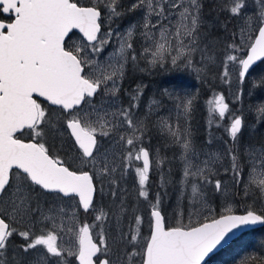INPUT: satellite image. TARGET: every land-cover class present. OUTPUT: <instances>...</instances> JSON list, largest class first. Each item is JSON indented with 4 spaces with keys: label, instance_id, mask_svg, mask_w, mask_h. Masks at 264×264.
<instances>
[{
    "label": "rangeland",
    "instance_id": "1",
    "mask_svg": "<svg viewBox=\"0 0 264 264\" xmlns=\"http://www.w3.org/2000/svg\"><path fill=\"white\" fill-rule=\"evenodd\" d=\"M76 1L102 10L95 41L76 30L66 43L98 90L71 110L42 100L38 107L42 134L61 146L76 169L90 173L95 196L85 209L77 194L46 190L26 173L14 172L0 198L10 222L0 264H79L85 223L100 245L98 261L105 256L109 264H142L153 207L181 226L230 211L264 214V110L256 107L264 102V85L255 88L264 79V60L241 77V61L264 21V0H225L234 33L226 48L215 43L217 51L198 49L207 44L198 23L213 17L226 29L217 12L199 16L200 0ZM134 43L140 59L129 72ZM170 66L188 67L206 83L208 93L202 98L200 91L194 114L193 88L162 81L173 79L170 69L164 71ZM153 75L154 91L145 88L154 85ZM70 118L97 134L92 155L70 140ZM144 147L149 169L141 158ZM255 233L239 236L206 264H264V227Z\"/></svg>",
    "mask_w": 264,
    "mask_h": 264
},
{
    "label": "water",
    "instance_id": "2",
    "mask_svg": "<svg viewBox=\"0 0 264 264\" xmlns=\"http://www.w3.org/2000/svg\"><path fill=\"white\" fill-rule=\"evenodd\" d=\"M0 4L4 11L13 8L19 12L13 21L0 19V194L12 169L18 168L46 190L77 194L88 209L95 194L90 173L56 160L38 140L14 134L35 125L39 116L36 97L68 110L98 90V84L84 75L81 60L64 47V41L73 30L95 41L102 11L93 4L71 0H0ZM263 59L264 21L241 61V77ZM241 124L242 118L237 117L236 129ZM67 125L84 154L92 155L97 134L80 119L70 118ZM141 158L149 169L147 147L142 148ZM151 214L142 264H203L243 230L264 224V215L253 209L225 212L192 226L166 225L160 207H153ZM7 228L8 221L0 214V243ZM99 251L100 245L85 223L76 259L79 264H109L105 256L97 260Z\"/></svg>",
    "mask_w": 264,
    "mask_h": 264
},
{
    "label": "trees",
    "instance_id": "3",
    "mask_svg": "<svg viewBox=\"0 0 264 264\" xmlns=\"http://www.w3.org/2000/svg\"><path fill=\"white\" fill-rule=\"evenodd\" d=\"M227 5L228 4L225 0H200L199 16L201 15L202 18H207V17L211 18V16H213L214 13L217 12L223 18L222 19V21H224L223 25L226 26V29H225V31L222 32L220 29L219 22L216 21L215 19H213V17L209 21L206 20V22L198 23V26H199L198 30L202 34L203 40L206 39V41H207L206 45H204V43H202L201 46L198 47V49L201 50V48L204 46L205 48H210V49H213V51H217V48L215 49V43H217V42H220V44H221L220 47H222V48H226L228 46L229 41L232 38L231 35H232V33H234V30H232L234 27L233 26L234 18L229 17L230 11L227 8ZM216 6H218V7H216ZM212 11H214V12L210 15V13ZM231 19H233L232 25H230L228 23ZM207 29H209V30L211 29L210 32H207ZM224 32H229L228 35H230V37L226 38L225 37L226 33L223 34V36H222V33H224ZM215 38L217 40H215ZM135 44L136 43H134V46H133L134 48L130 51V53L132 52L133 54L131 55L130 61H129V69L131 67L129 72L132 70V67L134 66L133 61H135L136 58L140 59V58H138V53H136V51H134L136 49ZM263 60H261L260 62H262ZM136 63H137V66H136L137 71L141 73L140 67H141L142 62L137 61ZM166 69L171 70L172 73H170L169 75L171 77H173V79L162 80L166 85L167 84H174L176 87H182V88L183 87H192L193 88V90L191 92L194 96V105H193V110H192L193 114H194L195 110H197V108H198V105H200L201 92H203L202 98H203V96H206L208 93L206 83L202 79L196 80L195 76H191V73H190V70L188 67L170 66L169 68H164V71H166ZM159 75L162 77V74H159ZM164 75L167 76V74H164ZM190 76L193 78L192 81H189ZM129 77H130V75L128 73V76L126 79L127 81H129V79H130ZM155 79L156 78L153 75L151 80L154 81V85L151 82L145 88L148 90L149 89L153 90L155 87V83H156ZM184 85H187V86H184ZM217 85H220V84H217ZM263 85H264V79L259 78L258 83L255 86L256 91L257 92L260 91V89L262 88ZM256 107L259 110H264V102L262 104H256ZM43 126H44V124H43L42 118H40L39 122L34 127L25 128L22 132H19L18 135L21 136L22 138H35V139H37L46 147V149L49 151V153L52 156H54L57 160L65 162L70 167L76 169L71 164V162H69L65 153L60 151L61 146L59 144H55V143L50 142V140H48L46 138V136L42 134ZM198 128H201V125L198 126ZM69 137H70V140L73 142L74 139L71 136V134L69 135ZM16 171H22V170L14 169L13 173ZM0 212H1V207H0ZM165 218H166V216H165ZM168 220L169 219H166L168 225H177L175 222H168ZM233 241L228 245L227 248H229L233 244ZM224 251L225 250H220V251L216 252L204 264L211 263L213 260H217L219 256L223 255ZM230 252H232V249Z\"/></svg>",
    "mask_w": 264,
    "mask_h": 264
},
{
    "label": "flooded vegetation",
    "instance_id": "4",
    "mask_svg": "<svg viewBox=\"0 0 264 264\" xmlns=\"http://www.w3.org/2000/svg\"><path fill=\"white\" fill-rule=\"evenodd\" d=\"M72 1H76V0H72ZM77 2V1H76ZM20 4V2L19 1H17V5H19ZM16 15H19V12H17V11H15L13 8H8V9H5V11L3 10V5L2 4H0V19H3V20H6V21H13L14 19H15V17H16ZM4 29H6L7 27H3ZM258 211V210H257ZM260 212V211H259ZM261 213V212H260ZM4 217H5V215L4 214H2ZM264 227V224L263 225H258V226H253V227H250V228H248V229H245V230H243L238 236H236V238L234 239V241H233V243H235V242H237L236 240L238 239V237L239 236H242V235H244V234H246V235H253L255 232H257L259 229H261V228H263ZM256 234V233H255ZM5 240L6 239H4V241H2V243L0 244V247H1V245L5 242ZM231 242V241H230ZM230 242L227 244V245H225V246H223L221 249H219L218 251H220V250H227V247H228V245L230 244ZM234 247V246H233ZM236 249L237 250H235V251H239L240 250V248H239V246H238V244H237V247H236ZM217 251V252H218Z\"/></svg>",
    "mask_w": 264,
    "mask_h": 264
}]
</instances>
